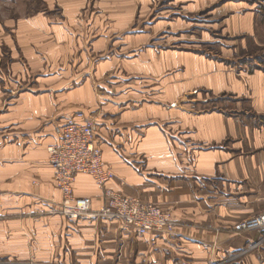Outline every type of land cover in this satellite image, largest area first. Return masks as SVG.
<instances>
[{"label":"crops","instance_id":"crops-1","mask_svg":"<svg viewBox=\"0 0 264 264\" xmlns=\"http://www.w3.org/2000/svg\"><path fill=\"white\" fill-rule=\"evenodd\" d=\"M69 1V8L80 3ZM214 3L180 0V7L183 15H195ZM118 4L119 11L109 15L112 29L124 26L132 9L126 0ZM231 8L223 4L215 14L226 15ZM56 24L33 17L27 32L39 49L52 55L71 53L76 48L73 40L89 33L74 31L72 21L64 24L67 31ZM222 26L230 37L248 34L252 17L231 15ZM10 54L15 61L16 53ZM207 54L148 48L132 55V98L102 104L97 144L113 172L108 190L156 206L174 222L192 226L178 230L203 238L219 230L220 246L234 248L249 234L233 237L229 229L264 209V126H253L245 116L247 111L264 113V73L227 66L221 62L228 54L224 49L217 60ZM89 93L87 88L80 91L75 102H62L63 93L53 91L14 98L20 106L8 118H21L15 123L23 146L0 147V259L115 264L117 236H135L117 221L68 223L56 214L61 195L54 186L47 148L57 143L55 128L67 120L72 107L97 110ZM210 102L218 109H203ZM127 136L132 137V147L123 144ZM119 142L124 147H117ZM74 192L90 198L93 209L103 204L104 189L86 175L76 177ZM121 258L117 264L126 263Z\"/></svg>","mask_w":264,"mask_h":264},{"label":"rangeland","instance_id":"rangeland-1","mask_svg":"<svg viewBox=\"0 0 264 264\" xmlns=\"http://www.w3.org/2000/svg\"><path fill=\"white\" fill-rule=\"evenodd\" d=\"M76 1L80 3L75 8H69L72 4L69 0H0V147L7 144L13 147L23 146L21 128L15 123L21 118H8L20 106L14 99L18 94L35 96L53 91L54 94L63 93L60 98L62 102H67V99L75 102L78 99L77 93L87 88L90 91L89 101L96 102L97 110L84 107H72L69 110L67 106L70 112L68 118L84 113L92 119L95 146L100 153V160L109 167L97 144L99 112L102 104L109 99L132 98V55H138L148 48L190 52L197 50L201 54L209 53L207 56L215 60L224 49L228 54L227 57L223 56L226 60L221 62L227 66L247 70L249 73H264V0H212L215 3L211 7L202 9L195 15H183L180 0H126L132 9L129 19L120 29H112L108 25L109 15L120 9L119 0ZM223 4L231 5V12L216 15L215 10ZM244 14L252 17L250 33L230 37L222 26L223 21L231 15ZM33 17H40L48 22L51 20L57 26H63L66 31L64 24L72 21L74 31L77 28L78 32L83 30L89 33L86 37L73 40L76 48L71 53L67 51L61 55H52L45 49H39L37 41L27 33L32 27ZM176 19L179 20L177 23ZM161 21L163 22L160 23ZM9 51L16 53L15 61L11 60ZM136 80L140 81V77ZM140 82L139 85L142 86L143 83ZM69 93L72 95L68 96ZM203 109L216 110L217 103L210 102ZM247 112H244L246 119L253 126H264V113L255 115ZM238 115L242 117L243 113ZM2 118L5 120L1 121ZM121 143L117 147H124ZM123 144L125 147H132V137L127 136ZM49 159L48 153V163ZM55 174L54 171V177ZM91 180L101 189L92 178ZM54 186L59 190L55 181ZM71 188L75 197H79L74 192V184ZM60 195L61 201L56 214L68 223L88 220L98 225L117 221L122 228L128 227L135 232V236L129 239L117 236L115 264L120 257L121 260L125 258V264H264V230L238 233L233 230V225L228 234L245 237L247 233L249 235L246 242L234 248L220 246L219 230L214 231L212 236L205 235V238L178 230L183 226H192L180 225L172 220L168 212L132 198L141 205L158 209L172 224L138 235L134 228L124 223L121 216L66 217L61 213V192ZM263 211L264 209L250 217ZM94 240L98 241L96 237ZM124 253L126 256L122 255ZM9 261L10 259L1 258L0 264L32 263Z\"/></svg>","mask_w":264,"mask_h":264},{"label":"built area","instance_id":"built-area-1","mask_svg":"<svg viewBox=\"0 0 264 264\" xmlns=\"http://www.w3.org/2000/svg\"><path fill=\"white\" fill-rule=\"evenodd\" d=\"M94 123L84 113L68 118L55 128L57 143L48 147L49 164L55 171L54 181L63 195L61 213L69 218L78 216L102 215L120 217L124 223L135 229L138 235L162 229L166 224L172 226L166 215L158 209L141 205L138 201L108 190L113 179L110 168L100 160V153L94 142ZM78 175L90 176L104 189L103 204L92 209L88 197H75L72 185ZM235 232H254L264 230V211L234 226Z\"/></svg>","mask_w":264,"mask_h":264}]
</instances>
